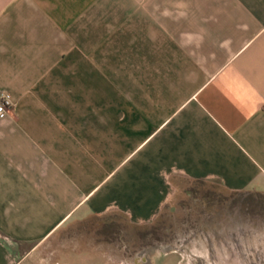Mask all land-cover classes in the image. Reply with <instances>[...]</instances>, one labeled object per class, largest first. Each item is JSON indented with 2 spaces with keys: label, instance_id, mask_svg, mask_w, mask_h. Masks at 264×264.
Listing matches in <instances>:
<instances>
[{
  "label": "crops",
  "instance_id": "crops-1",
  "mask_svg": "<svg viewBox=\"0 0 264 264\" xmlns=\"http://www.w3.org/2000/svg\"><path fill=\"white\" fill-rule=\"evenodd\" d=\"M1 90L0 264H180L125 223L264 198V0H0Z\"/></svg>",
  "mask_w": 264,
  "mask_h": 264
},
{
  "label": "rangeland",
  "instance_id": "rangeland-1",
  "mask_svg": "<svg viewBox=\"0 0 264 264\" xmlns=\"http://www.w3.org/2000/svg\"><path fill=\"white\" fill-rule=\"evenodd\" d=\"M191 188L176 197V209L164 211L150 225L125 223L126 259L137 255L149 260L175 249L180 264H262L264 253L246 250L264 244V236L245 231L243 220H264V198L220 190L203 200L201 187Z\"/></svg>",
  "mask_w": 264,
  "mask_h": 264
},
{
  "label": "built area",
  "instance_id": "built-area-1",
  "mask_svg": "<svg viewBox=\"0 0 264 264\" xmlns=\"http://www.w3.org/2000/svg\"><path fill=\"white\" fill-rule=\"evenodd\" d=\"M10 105V96L6 91L0 92V118L6 115V108Z\"/></svg>",
  "mask_w": 264,
  "mask_h": 264
}]
</instances>
